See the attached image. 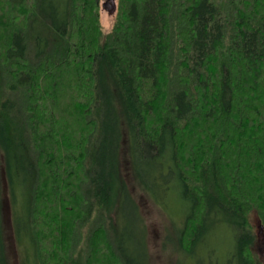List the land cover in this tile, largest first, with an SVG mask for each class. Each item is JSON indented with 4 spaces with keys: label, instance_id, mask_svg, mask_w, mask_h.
Wrapping results in <instances>:
<instances>
[{
    "label": "trees",
    "instance_id": "obj_1",
    "mask_svg": "<svg viewBox=\"0 0 264 264\" xmlns=\"http://www.w3.org/2000/svg\"><path fill=\"white\" fill-rule=\"evenodd\" d=\"M115 1L0 0V264L3 171L17 264H151L124 148L179 261L264 264V0Z\"/></svg>",
    "mask_w": 264,
    "mask_h": 264
},
{
    "label": "rangeland",
    "instance_id": "obj_2",
    "mask_svg": "<svg viewBox=\"0 0 264 264\" xmlns=\"http://www.w3.org/2000/svg\"><path fill=\"white\" fill-rule=\"evenodd\" d=\"M115 1V0H114ZM107 6L103 8V5ZM116 5V1H115ZM100 17H101V24L105 32L109 31L113 24L114 15H109V11L112 7L111 3H107V0H100ZM151 167L149 163L148 165L145 163L142 164L141 170V179L144 175H146L147 171L149 172ZM122 170L124 172V176L127 181L128 188L130 193L138 207L140 215L143 219L144 225L146 227V244L148 246V252L150 255V262L151 264H195L194 259L190 258L189 260L179 261V256L177 253L171 248L169 242V238H167V234L169 237L172 238L173 232L170 231L168 226V220L163 215L162 211L159 210L157 206H155L147 197L146 192L142 190L136 183L135 177L132 173L130 168L129 160L127 158V152L124 148L122 153ZM2 188H3V205H2V212L4 217L5 226L7 228V239L6 244L8 248V252L10 255V263L17 264V257L16 251L13 246L12 236H11V229H10V209H9V202L7 193H8V186L7 181L5 180L4 171L2 172ZM17 190V200H16V207L19 212H23V205L24 199L20 193V189L16 187ZM170 200L169 203L167 202L165 205L166 215L171 218L175 219L177 222L180 221L182 218L181 212V202L177 198V191L173 189V185L170 186ZM170 204V205H169ZM183 208V207H182ZM184 214V210H183ZM168 233H167V232ZM167 233V234H166ZM223 242L222 246L219 248L217 247V251L214 253V257L217 258L219 263H222L225 258L228 256V247L227 241ZM20 252V262L22 264H34L33 258L31 256V251L29 249V245L21 244L19 246Z\"/></svg>",
    "mask_w": 264,
    "mask_h": 264
},
{
    "label": "water",
    "instance_id": "obj_3",
    "mask_svg": "<svg viewBox=\"0 0 264 264\" xmlns=\"http://www.w3.org/2000/svg\"><path fill=\"white\" fill-rule=\"evenodd\" d=\"M107 3H111V4H112V7H111V9H110V11H109V14H110V15H113L114 12H115L114 0H107ZM106 6H107V4L104 5V8H105Z\"/></svg>",
    "mask_w": 264,
    "mask_h": 264
},
{
    "label": "bare ground",
    "instance_id": "obj_4",
    "mask_svg": "<svg viewBox=\"0 0 264 264\" xmlns=\"http://www.w3.org/2000/svg\"><path fill=\"white\" fill-rule=\"evenodd\" d=\"M114 5H115V1H114ZM103 8H104V5H103ZM115 11H116V5H115ZM114 14H115V12H114ZM114 14H113V15H114ZM109 15H110V14H109Z\"/></svg>",
    "mask_w": 264,
    "mask_h": 264
}]
</instances>
